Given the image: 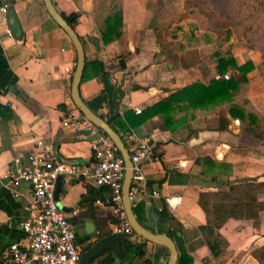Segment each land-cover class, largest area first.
<instances>
[{
    "label": "crops",
    "instance_id": "obj_1",
    "mask_svg": "<svg viewBox=\"0 0 264 264\" xmlns=\"http://www.w3.org/2000/svg\"><path fill=\"white\" fill-rule=\"evenodd\" d=\"M147 1L120 0L121 36L104 44L100 29L105 16L112 11L110 0H52L61 14L78 13L74 30L83 44L85 61H103L111 81L123 89L119 102L121 113L136 112L137 108L166 97L182 85L196 79L207 81L218 73L215 63L205 69L201 65L179 63L175 56L176 62L166 59L155 31L149 26L154 11ZM3 3L8 5L6 10L1 8ZM10 14L14 16L18 32L12 28ZM248 59L256 66L251 56L237 61ZM75 64V47L47 12L43 0H0V264L8 245L25 238L18 222L34 213L29 208L28 184H12L7 176L9 167H23L37 138L51 145L62 159L79 163L92 159L95 135L75 130L65 119L66 112L74 105L70 91ZM204 70L206 75L202 74ZM247 75L243 96L254 109L263 111L264 72L255 75L251 70ZM102 88L99 77H89L80 81L79 93L88 101L100 94ZM17 89L27 98L17 95ZM224 106L219 103L178 112L176 117L184 114V119L175 130H169L159 114L131 129L138 136L148 137L159 156L158 161L143 166L145 185L157 189L159 196L152 198L138 193L137 202L145 204V223L156 228L157 223L149 214L152 199L158 207L160 197L171 203L179 199L170 210L184 225V246L193 256V264H263L252 251L264 245V209L257 218H228L218 229L227 243L216 256L211 255L198 229L205 223V215L197 203L199 191L226 188L230 182L243 177L264 181V141L241 131L240 121L232 123L228 112L225 113L227 128L216 129ZM107 111L106 105L99 108L103 114ZM189 130L193 132L186 137ZM203 156L216 162L206 166V173L195 162ZM219 162L223 164L219 166ZM213 176L216 178L212 179ZM221 180L225 184H220ZM88 185L91 184L76 177L68 184L61 180L58 201L66 215L72 218L79 211L80 197ZM92 206L96 217L112 228L110 221L115 217L112 205L105 199H96ZM86 222L93 223L95 228ZM74 227L84 251L96 238L95 222L86 218L74 223ZM136 240L143 244L144 254L136 256L131 264H159L168 252L162 245L141 236Z\"/></svg>",
    "mask_w": 264,
    "mask_h": 264
},
{
    "label": "trees",
    "instance_id": "obj_2",
    "mask_svg": "<svg viewBox=\"0 0 264 264\" xmlns=\"http://www.w3.org/2000/svg\"><path fill=\"white\" fill-rule=\"evenodd\" d=\"M110 1L112 11L105 16L104 26L100 29V37L104 44L120 37L122 33L123 16L120 0ZM246 1L249 2L250 0ZM249 6H253L255 11L264 16V0H252ZM62 15L74 28L78 13ZM155 33L157 41L160 43V33L157 30ZM215 54V69L219 74L222 75L232 68L233 73L228 78L210 77L207 81L196 79L178 87L166 97L146 105L139 112L126 110L123 113L120 112L119 108L120 98L124 93L123 89L111 81L110 73L103 61L99 59L86 60L81 80L97 76L103 84L101 93L86 102L92 110L100 113L121 135L141 125L156 114L162 117L169 130H175L184 119V114L176 117L178 112L207 108L221 103L225 106L221 108V120L216 129L227 128L228 118L225 113L228 112L232 118L240 120L241 131L264 141V111L254 109L249 99L245 98L242 92L243 86L248 81V72L255 67L254 62L248 59L239 63L233 55H222L218 52ZM202 74L206 75L207 71L204 70ZM15 92L23 99L27 98L21 90L17 89ZM104 105L108 108L107 114L99 112V108ZM60 106L63 107V105ZM191 132L193 131L189 130L186 137ZM195 162L203 166V173L207 172L206 166L216 163L208 156L197 157ZM217 164L221 166L223 162ZM211 178L215 179L216 176ZM225 182L221 180L219 183L225 184ZM107 193V187L88 185L87 191L80 197L79 211L71 218L73 223L83 222L86 218H91L95 222L96 238L90 241L85 249L113 234L109 223L99 220L92 206L96 199L104 200ZM260 194H263V198H259ZM159 199L160 207L155 206V212L158 215L156 230L166 232L175 241L178 249L176 264H193V256L184 246L182 235L185 228L183 223L168 208L164 197ZM152 202L155 203V199H152ZM197 203L205 215V223L199 225L198 229L202 233L211 255L216 256L227 243L218 229L228 218H257L259 212L264 209V181L258 177H243L230 182L226 188L201 190L198 193ZM133 210L138 220L144 226H148L145 223L147 213L144 202L139 201L134 204ZM115 220V217L112 218L110 223L113 225ZM151 228L154 230L153 227ZM141 247L143 244L137 240L118 238L98 250L88 264H131L136 256L144 254V249ZM252 252L264 264V245L253 249ZM145 262H148V259H145ZM204 264H208V262Z\"/></svg>",
    "mask_w": 264,
    "mask_h": 264
},
{
    "label": "built area",
    "instance_id": "obj_3",
    "mask_svg": "<svg viewBox=\"0 0 264 264\" xmlns=\"http://www.w3.org/2000/svg\"><path fill=\"white\" fill-rule=\"evenodd\" d=\"M7 6V3H3L1 8L6 10ZM7 32L12 33L10 29H7ZM221 76L228 78L229 74H215V77ZM139 111L137 108L136 112ZM65 119L75 130L95 135L92 159L88 163L62 159L51 145L45 143L42 138H37L34 149L29 152L23 167H9L7 176L12 184H28L31 191L29 208L34 213L18 222L25 238L8 245L2 257V264H80L83 249L77 241L74 223L71 217L63 212L55 198L59 174L66 184L76 177L91 185L107 187L105 201L112 205L116 218L112 225L113 233L132 232L122 201L125 171L122 155L112 139L76 106L66 112ZM121 137L129 149L132 162L133 173L129 190L132 205L137 203L138 193L152 198L158 197L157 189L148 188L144 181V164L159 160L152 142L148 137L138 136L132 130L125 132ZM166 202L169 209L177 203H171L168 199Z\"/></svg>",
    "mask_w": 264,
    "mask_h": 264
},
{
    "label": "rangeland",
    "instance_id": "obj_4",
    "mask_svg": "<svg viewBox=\"0 0 264 264\" xmlns=\"http://www.w3.org/2000/svg\"><path fill=\"white\" fill-rule=\"evenodd\" d=\"M250 3L252 0H148L154 11L149 26L160 33L162 53L168 60L176 62L175 56L179 63L206 69L215 63L216 52L233 55L238 61L251 56L256 60L252 70L256 75L264 72V16ZM227 73L232 74V68ZM231 122L239 123L234 118Z\"/></svg>",
    "mask_w": 264,
    "mask_h": 264
},
{
    "label": "water",
    "instance_id": "obj_5",
    "mask_svg": "<svg viewBox=\"0 0 264 264\" xmlns=\"http://www.w3.org/2000/svg\"><path fill=\"white\" fill-rule=\"evenodd\" d=\"M45 8L50 16L55 20V22L61 26L69 38L71 39L75 50H76V64L72 72L71 78V99L73 104L94 124H96L104 133H106L114 142L117 150L123 157L125 171L122 181V201L124 211L129 221L132 232L131 233H113L110 236L104 237L101 240L97 241L92 247L84 249L81 255L80 264H88L90 259L96 254L98 250L106 246L109 242L116 240L118 238L136 240L138 236L143 237L153 243L163 245L167 248L168 252L166 255L162 256L159 264H176L178 258V249L176 243L171 236L166 232L157 231L154 227V230L150 226H144L137 218L136 213L133 210V205L129 197V190L132 180V162L130 158L129 149L125 145L121 134L117 132L109 124V122L100 114L95 112L90 108L87 102L80 96L79 93V84L83 74L85 66V50L83 44L81 43L77 33L67 19L54 7L52 0H43ZM10 23L15 32H18V29L14 22V16L10 14ZM238 118H235V121H238ZM62 175L59 174L56 181L55 187V198L58 201L59 198V189L61 185ZM59 206L61 207L59 201ZM149 214L155 223L158 222V215L155 212V203H152L149 210ZM86 225H90L92 229L95 228L94 224L91 222H86ZM142 248V247H141Z\"/></svg>",
    "mask_w": 264,
    "mask_h": 264
},
{
    "label": "bare ground",
    "instance_id": "obj_6",
    "mask_svg": "<svg viewBox=\"0 0 264 264\" xmlns=\"http://www.w3.org/2000/svg\"><path fill=\"white\" fill-rule=\"evenodd\" d=\"M240 120H238V122H239Z\"/></svg>",
    "mask_w": 264,
    "mask_h": 264
}]
</instances>
